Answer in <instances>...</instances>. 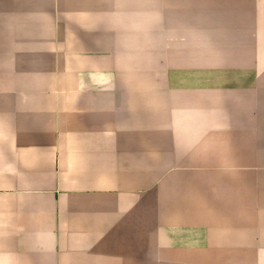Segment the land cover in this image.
Here are the masks:
<instances>
[{
  "label": "crops",
  "instance_id": "0c3cea01",
  "mask_svg": "<svg viewBox=\"0 0 264 264\" xmlns=\"http://www.w3.org/2000/svg\"><path fill=\"white\" fill-rule=\"evenodd\" d=\"M0 264H264V0H0Z\"/></svg>",
  "mask_w": 264,
  "mask_h": 264
}]
</instances>
